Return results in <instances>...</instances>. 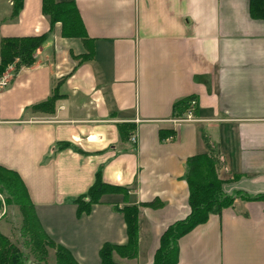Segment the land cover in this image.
I'll use <instances>...</instances> for the list:
<instances>
[{"label":"crops","instance_id":"obj_1","mask_svg":"<svg viewBox=\"0 0 264 264\" xmlns=\"http://www.w3.org/2000/svg\"><path fill=\"white\" fill-rule=\"evenodd\" d=\"M55 1L75 4L86 42L50 26L42 0H24L17 15L0 0V44L47 34L33 65L5 72L0 167L20 177L52 241L78 264H101L103 244L127 241L113 204H136L138 255L113 259L150 264L163 231L189 213L186 160L212 147L225 194L264 195V19L250 16L249 0ZM55 87L52 113L32 108ZM189 97L194 120L173 123L172 104ZM118 124L133 127L134 143ZM160 130L174 136L160 141ZM57 143L69 146L56 151ZM97 170L104 183L127 188V200L106 195L77 216L71 200ZM177 247V264H264V202L235 197Z\"/></svg>","mask_w":264,"mask_h":264},{"label":"trees","instance_id":"obj_2","mask_svg":"<svg viewBox=\"0 0 264 264\" xmlns=\"http://www.w3.org/2000/svg\"><path fill=\"white\" fill-rule=\"evenodd\" d=\"M11 2L12 15H17L23 7L24 0H11ZM41 11L48 19L50 26L60 23L62 37L87 41L84 26L72 1L42 0ZM249 13L254 19H264V0H249ZM46 35L2 38L0 76L9 66H12L16 72L23 67L33 65L35 51L42 45ZM88 56L89 54L81 56L79 61L87 59ZM58 98L59 94L55 87L45 101L32 108L44 113H52L54 102ZM191 99L192 97L176 100L171 107L172 118H182L189 109ZM118 134L124 140L129 139L133 134V127L130 124H118ZM158 136L160 141H165L174 136V131L160 130ZM68 146L67 143H57L55 150ZM217 154V149L212 147L209 153L193 155L186 160L183 179L188 188L189 213L184 219L173 222L163 231L150 264H177L179 238L195 226L206 222L209 215L218 214L222 209L231 206L235 197L264 202V195H227L223 192V181L217 174ZM127 192L128 189L125 187L104 183L100 170H97L93 184L86 193L73 198L71 202L76 205L77 216H81L88 214L93 205L100 204L106 195H120L126 202ZM0 195V209L3 206L18 208L21 216L19 235L23 239V247L29 249L28 253L23 251L0 234V264H48L50 251L53 252V264H78L66 248L56 244L46 235L36 218L34 206L20 177L3 167H0ZM145 205L154 207L158 204ZM113 207L123 216L127 241L124 245L103 244L98 252L101 264H118L113 259L114 254L123 259H135L138 255L139 205L123 204L118 207L114 203Z\"/></svg>","mask_w":264,"mask_h":264},{"label":"rangeland","instance_id":"obj_3","mask_svg":"<svg viewBox=\"0 0 264 264\" xmlns=\"http://www.w3.org/2000/svg\"><path fill=\"white\" fill-rule=\"evenodd\" d=\"M9 67L7 69H9ZM0 199H1V195H0ZM20 226H21V216L18 208L16 206H10V207L3 206V208L0 209V229L8 233L7 235H9L10 237L9 240L12 243H14L18 247H20L23 251L28 253L29 249L23 247V239L19 236ZM52 254L53 252L50 251V255L47 260L48 264H53Z\"/></svg>","mask_w":264,"mask_h":264},{"label":"built area","instance_id":"obj_4","mask_svg":"<svg viewBox=\"0 0 264 264\" xmlns=\"http://www.w3.org/2000/svg\"><path fill=\"white\" fill-rule=\"evenodd\" d=\"M9 81H10V79L8 77V74L3 73L0 76V88L5 87ZM195 106H196V100L194 98H192L189 102V109L187 110L185 115L182 118L173 119L172 122L178 124L181 122L193 121L194 120L193 119V112H194ZM135 140H136V137L134 135H131L130 141L134 143Z\"/></svg>","mask_w":264,"mask_h":264}]
</instances>
